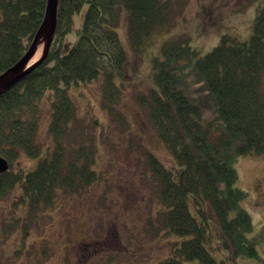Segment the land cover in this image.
Instances as JSON below:
<instances>
[{
  "label": "trees",
  "instance_id": "obj_1",
  "mask_svg": "<svg viewBox=\"0 0 264 264\" xmlns=\"http://www.w3.org/2000/svg\"><path fill=\"white\" fill-rule=\"evenodd\" d=\"M46 1L0 0V72L29 46L43 21ZM85 2L76 40L67 47L65 36L72 29L73 14ZM121 5L126 8L128 38L135 53L166 24L171 9L170 0H58L46 57L0 91V153L12 162L20 151L39 155L41 101L50 90L51 155L41 157L27 172L0 174V194L18 186L20 202L31 213L41 204L54 202L58 194L82 191L99 180L90 167L96 148L93 132L76 147L66 148L72 155L64 161V145L80 125L68 94L71 82L101 74V106L110 121L126 123L116 106L120 87L114 81L127 64L114 29ZM160 53L153 58L155 86L134 97L178 161L177 167H168L151 151L144 154L158 199L147 215L145 231L171 244L170 255L155 264H220L204 244L213 230L234 256H256L258 236L248 234L251 217L240 204L246 191L235 183L234 163L242 154L264 153V8L257 10L247 40L223 35L218 44L198 55L189 36L176 35L162 43ZM190 62L214 105V121L208 128L202 124L197 97H190L177 83L181 75L187 76L182 69Z\"/></svg>",
  "mask_w": 264,
  "mask_h": 264
},
{
  "label": "rangeland",
  "instance_id": "obj_2",
  "mask_svg": "<svg viewBox=\"0 0 264 264\" xmlns=\"http://www.w3.org/2000/svg\"><path fill=\"white\" fill-rule=\"evenodd\" d=\"M170 1L166 24L146 38L138 53L130 46L126 8L121 5L114 29L125 50L127 64L123 73L115 74L114 81L120 87L116 106L125 124L110 121L100 104L101 74L68 86L80 125L64 145V161L72 155L66 148L76 147L78 141L93 132L96 148L90 167L99 180L82 191L58 194L54 202L41 204L33 213L21 204L18 186L0 194V264H155L170 255L167 238L153 237L145 231L147 215L152 213L158 199L156 183L146 172L144 154L151 151L168 167H177L178 161L151 127L145 109L134 97L155 86L153 58L161 56L160 48L166 39L189 36L198 55L218 44L223 35L247 40L257 10L264 8V0ZM86 7L85 2L73 14V26L66 35L67 47L77 37ZM42 47L41 43L39 48ZM182 71L188 74L185 78L181 75L177 83L190 97H197L202 124L208 128L213 124L215 110L207 88L196 76L191 62L185 63ZM48 92L49 89L41 101L36 137L39 155L21 151L9 165L10 173L33 169L40 157L50 156L53 151V137L48 131L51 101ZM234 164L235 183L246 191L240 204L251 217L248 234L258 236L257 255L234 256L215 230L204 244L220 264H264V153L242 154ZM212 224L215 226L213 221Z\"/></svg>",
  "mask_w": 264,
  "mask_h": 264
},
{
  "label": "water",
  "instance_id": "obj_3",
  "mask_svg": "<svg viewBox=\"0 0 264 264\" xmlns=\"http://www.w3.org/2000/svg\"><path fill=\"white\" fill-rule=\"evenodd\" d=\"M57 9L58 0L46 1L43 21L34 33L29 46L15 63L0 72V91L9 88L46 57L55 30ZM41 43L43 47L39 57L29 64ZM7 168L6 158L0 155V172Z\"/></svg>",
  "mask_w": 264,
  "mask_h": 264
},
{
  "label": "bare ground",
  "instance_id": "obj_4",
  "mask_svg": "<svg viewBox=\"0 0 264 264\" xmlns=\"http://www.w3.org/2000/svg\"><path fill=\"white\" fill-rule=\"evenodd\" d=\"M39 53H40V48H38V49H37V51H36V53H35L34 57H35V56H38V55H39Z\"/></svg>",
  "mask_w": 264,
  "mask_h": 264
}]
</instances>
